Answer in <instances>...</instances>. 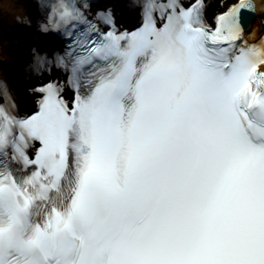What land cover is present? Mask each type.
<instances>
[{
    "label": "bare ground",
    "instance_id": "obj_1",
    "mask_svg": "<svg viewBox=\"0 0 264 264\" xmlns=\"http://www.w3.org/2000/svg\"><path fill=\"white\" fill-rule=\"evenodd\" d=\"M257 3V9L255 10V16L256 20L261 21L264 17V14L262 13L263 7H264V0H256ZM0 7H3V9H6L9 13H17L19 15H27V18L31 21L35 18V15H37V11L35 8L34 3L31 0H0ZM253 32H257L258 27L256 29H253ZM21 44L18 42H15L13 44L9 42H5V46H0V50H4V54L0 55V59L5 60L6 64L12 63L14 66H18L20 64L19 59L16 58L14 61V57L11 56V54L8 51V48L11 51L16 50V54L19 55V53H22L23 48L19 49V46ZM1 53V52H0Z\"/></svg>",
    "mask_w": 264,
    "mask_h": 264
},
{
    "label": "rangeland",
    "instance_id": "obj_2",
    "mask_svg": "<svg viewBox=\"0 0 264 264\" xmlns=\"http://www.w3.org/2000/svg\"><path fill=\"white\" fill-rule=\"evenodd\" d=\"M9 16L10 14H8L7 10L0 7V37L5 35L4 31L6 32V26L11 24L10 21H13Z\"/></svg>",
    "mask_w": 264,
    "mask_h": 264
}]
</instances>
